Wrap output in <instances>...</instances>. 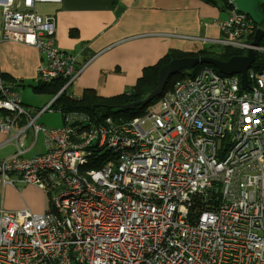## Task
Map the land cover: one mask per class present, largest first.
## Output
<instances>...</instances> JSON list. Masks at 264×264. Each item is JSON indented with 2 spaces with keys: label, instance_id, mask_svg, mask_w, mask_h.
<instances>
[{
  "label": "built area",
  "instance_id": "2783aa9c",
  "mask_svg": "<svg viewBox=\"0 0 264 264\" xmlns=\"http://www.w3.org/2000/svg\"><path fill=\"white\" fill-rule=\"evenodd\" d=\"M62 2L0 0V45L35 48L36 79L66 81L30 109L0 71V133L15 144L0 180L46 190L51 205L0 209V264H264V70L250 71L248 91L239 76L203 67L142 116L57 109L63 125L48 129L40 116L65 92L76 100L69 90L89 64L59 50L55 18L36 13ZM219 26L224 37L205 44L252 48L258 24L233 3ZM29 131L46 152L26 159Z\"/></svg>",
  "mask_w": 264,
  "mask_h": 264
},
{
  "label": "crops",
  "instance_id": "0c3cea01",
  "mask_svg": "<svg viewBox=\"0 0 264 264\" xmlns=\"http://www.w3.org/2000/svg\"><path fill=\"white\" fill-rule=\"evenodd\" d=\"M37 6L39 16L55 18L54 43L57 48L74 55L80 64L89 61L70 88H73L71 94L76 99H80L86 90H94L104 98L128 92L142 77L143 70L157 64L170 49L191 52L211 47L205 44V40L223 38L219 24L229 16V13H221L220 18V8L202 0H119L116 3L113 0H63L58 4ZM41 62L43 55L33 47L13 42L0 45L2 78L4 80L3 76H6L4 82L19 94L20 88L31 90L41 83L35 76ZM38 104L42 103L30 98L25 105L39 109ZM41 116L38 123L57 128L48 119L42 120ZM58 117L61 119L59 114ZM20 125L18 122L17 127ZM6 138L0 133V162L15 153L14 142H6ZM37 138L30 131L26 134L24 158L46 152L43 136ZM28 190L34 194L33 200L12 203L14 198L22 197V192ZM1 194L4 198L0 209L29 208L35 213L51 209L35 185L3 186L0 180Z\"/></svg>",
  "mask_w": 264,
  "mask_h": 264
},
{
  "label": "trees",
  "instance_id": "16d2710c",
  "mask_svg": "<svg viewBox=\"0 0 264 264\" xmlns=\"http://www.w3.org/2000/svg\"><path fill=\"white\" fill-rule=\"evenodd\" d=\"M119 0H113V3H116ZM203 2L213 6L219 7L220 4L224 3L227 7H231L229 0H202ZM262 11L264 13V4L262 5ZM250 41L253 39V35L250 36ZM262 44L264 46V38L262 39ZM245 50H238L229 47L224 48H212L208 47L198 51H183L177 49H170L167 54L161 58L157 64L150 66L143 70L142 77L137 80L134 87H132L128 92L115 97L104 98L101 97L94 90H86L83 92L80 99L71 100L65 92L63 95L58 96L53 105L54 110H63V111H82L89 113L91 118L103 119V118H113L116 121H128L138 116H142L147 112V107H137L133 112H127L120 108L127 104L138 102L144 99L151 91L157 87L158 83V72L161 67L167 65L175 59L182 58H197V57H209L218 59L220 61H228L232 57L243 56L245 55ZM264 55L257 56V61L253 64V70L256 72H261L264 70ZM209 67L218 74V70L211 65H199L191 71H182L176 76L170 78L165 92L172 88L173 84L190 74L195 75L201 68ZM221 75V74H220ZM223 76V75H222ZM6 80V76H3ZM66 81L63 80H53L50 83H40L38 86L33 87L35 93H44L45 90H48L52 94V99L62 90ZM51 99V100H52ZM159 98L155 99L150 106H153ZM149 106V107H150ZM43 117V115H42ZM41 117V118H42ZM51 207V205H50Z\"/></svg>",
  "mask_w": 264,
  "mask_h": 264
},
{
  "label": "water",
  "instance_id": "95a60500",
  "mask_svg": "<svg viewBox=\"0 0 264 264\" xmlns=\"http://www.w3.org/2000/svg\"><path fill=\"white\" fill-rule=\"evenodd\" d=\"M229 1L234 4L238 11L246 13L254 22L258 24V29L255 31V35L251 42L252 48L247 49L245 55L232 57L225 62L209 57L175 59L167 65L161 67L158 73L157 87L153 91H151L144 99L120 106V108L127 112H133L137 107L148 106L155 99L162 96L171 77L178 75L182 71H191L197 66L203 64L215 67L220 74L225 76L240 75L242 88L245 89L249 87L247 71L255 62L256 48L260 46V43L264 38V13L261 8L264 4V0Z\"/></svg>",
  "mask_w": 264,
  "mask_h": 264
},
{
  "label": "rangeland",
  "instance_id": "374dc122",
  "mask_svg": "<svg viewBox=\"0 0 264 264\" xmlns=\"http://www.w3.org/2000/svg\"><path fill=\"white\" fill-rule=\"evenodd\" d=\"M38 7V6H37ZM220 12H219V17L221 18L222 17V15H221V13L222 14H228L229 13V7H227L224 3H221L220 4ZM219 18V19H220ZM221 48V47H220ZM264 67V66H263ZM36 76V75H35ZM37 82V81H36ZM37 84H38V82H37ZM75 84V83H74ZM75 87V86H74ZM33 89V88H32ZM29 90V88H26V89H22V88H20L19 89V92H20V96H21V99H22V104L23 105H25V104H28L29 103V99L30 98H34L36 101H38V102H40V103H42L41 105H39V108H43V107H45V105L46 104H48L50 101H51V99H52V94L48 91V90H45V92L44 93H39V94H36V93H34L33 92V90ZM73 89V88H72ZM71 89V90H72ZM24 90H26V92L25 93H23L24 92ZM71 90L69 91V93H71ZM33 95H35L36 96V98L33 96ZM116 96H118V95H116ZM113 97H115V96H113ZM25 103V104H24ZM32 105H34L33 103H32ZM27 106V105H26ZM28 108H30V109H32V106H27ZM54 113L53 114H51V113H46L41 119L42 120H45V119H48L49 120V122H51V124L52 125H55V126H57V128H51V126H50V124L46 127V128H48V129H59V128H61V126L63 125V118H62V115L57 111V110H54L53 111ZM58 114L60 115V117H61V119L58 117ZM38 139V138H37ZM36 139V140H37ZM40 138H39V141L38 142H40ZM24 148H27V147H24ZM27 159V158H26ZM39 189V191H41L42 192V194H43V196H44V198H45V200H47V203L50 205V198L48 199V197H49V194H48V191H46V190H42V189H40V188H38ZM23 193V196L22 197H17V198H14V200L12 201V203H17V204H20L22 201H26L27 203H29L31 200H33L34 199V194L32 193V192H30L29 190H28V192L27 193H24V192H22ZM3 196H2V194L0 195V208H2L3 207ZM25 209H28V210H30L29 208H25ZM21 210H23V209H21ZM31 211V210H30ZM31 212H33V211H31ZM33 213H35V212H33ZM44 213V212H43ZM43 213H35V214H43Z\"/></svg>",
  "mask_w": 264,
  "mask_h": 264
},
{
  "label": "bare ground",
  "instance_id": "6f19581e",
  "mask_svg": "<svg viewBox=\"0 0 264 264\" xmlns=\"http://www.w3.org/2000/svg\"><path fill=\"white\" fill-rule=\"evenodd\" d=\"M254 35H255V33H254ZM254 35H253V37H254ZM253 40V39H252ZM251 42L252 41H250V44H251ZM255 49V48H254ZM261 49H264V46H263V44H262V41H261V43H260V46L259 47H257L256 48V60H255V62L257 61V56H261V55H264V51H262ZM255 62L253 63V64H255ZM252 67H253V65H252ZM250 68V69H248V71H247V79H248V82H249V76H250V71L252 70L254 73H260V72H256V71H254L253 70V68ZM262 72V71H261ZM236 76H239L240 78H241V76L240 75H236ZM244 90H250V85H249V87H247V88H245Z\"/></svg>",
  "mask_w": 264,
  "mask_h": 264
}]
</instances>
